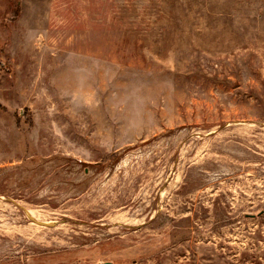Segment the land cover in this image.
<instances>
[{
	"label": "rangeland",
	"instance_id": "rangeland-1",
	"mask_svg": "<svg viewBox=\"0 0 264 264\" xmlns=\"http://www.w3.org/2000/svg\"><path fill=\"white\" fill-rule=\"evenodd\" d=\"M0 264H264V0H0Z\"/></svg>",
	"mask_w": 264,
	"mask_h": 264
}]
</instances>
